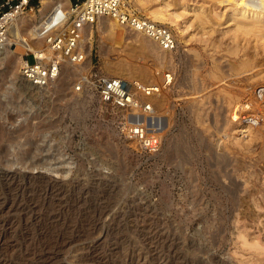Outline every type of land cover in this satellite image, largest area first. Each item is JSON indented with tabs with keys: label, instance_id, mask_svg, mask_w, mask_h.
I'll return each mask as SVG.
<instances>
[{
	"label": "rangeland",
	"instance_id": "obj_1",
	"mask_svg": "<svg viewBox=\"0 0 264 264\" xmlns=\"http://www.w3.org/2000/svg\"><path fill=\"white\" fill-rule=\"evenodd\" d=\"M126 6L167 15L172 64L100 19L83 29L87 72L61 67L49 88L26 85L18 60L11 71L0 54V264H264V121L247 132L223 99L239 82L247 102L264 84V31L241 33L230 7L208 0ZM247 56L256 67L239 74ZM126 64L157 68L151 83L173 76L154 151L121 137V113L81 84Z\"/></svg>",
	"mask_w": 264,
	"mask_h": 264
},
{
	"label": "built area",
	"instance_id": "obj_2",
	"mask_svg": "<svg viewBox=\"0 0 264 264\" xmlns=\"http://www.w3.org/2000/svg\"><path fill=\"white\" fill-rule=\"evenodd\" d=\"M45 0H0V49L6 44L9 29L13 22L28 12L42 8L38 5ZM69 1L70 7L63 6ZM119 0H57L56 6L49 17H58L60 22L67 24V31L51 34L46 39L47 49L43 53L30 52L33 62L26 60L21 68V78L31 88L46 89L55 82L59 76L61 66L65 60L79 63L84 60L80 49L81 30L85 24L94 18L111 15L122 24L130 20L126 13H120ZM37 7V9H36ZM134 17L131 23L141 28L147 35L163 45L166 50L175 47V38L165 25ZM141 18V19H140ZM142 20V21H140ZM167 73L160 83L145 84L137 80H127L118 77L99 76L94 79L83 77V84L92 87L100 101L118 110L121 117L117 122V133L127 139L136 140L141 150L154 151L161 144V135L154 132L158 121L157 113L148 98L159 95L171 86L173 76ZM78 90L81 87L77 88ZM250 109V104L243 101L239 104V113L243 120H247L244 112ZM128 117H138L140 122L136 125L128 123ZM245 122V121H244Z\"/></svg>",
	"mask_w": 264,
	"mask_h": 264
},
{
	"label": "bare ground",
	"instance_id": "obj_3",
	"mask_svg": "<svg viewBox=\"0 0 264 264\" xmlns=\"http://www.w3.org/2000/svg\"><path fill=\"white\" fill-rule=\"evenodd\" d=\"M208 1L213 4H219V5L224 4L225 6H229L230 7L229 8L230 9L229 10L230 19H232L235 22L237 26V30L240 31L241 33H244V34H250V33L256 34L257 33L260 36L263 35L264 25L261 24L260 21L264 19V0H208ZM56 4H57V0H45L43 1L44 10H40L39 19L34 14H32L30 18L22 16V17L17 18L13 22V24L11 25L9 29V36H8L7 42L2 47V49H0L1 55L5 53V56L2 58V60H4L8 64V67L11 69V71L15 70V67H16L15 60L16 61L18 60L20 64L19 69H20V75H21L22 65L26 62L25 55H28L30 52H33L35 54L43 53L44 50L47 49L46 39L48 36L56 32H59V31H67L68 29L67 24H65L64 22H60L57 16L51 17V18L49 17L50 12L53 10ZM62 5L68 8L70 7V2L65 1L63 2ZM117 6H118L120 13L121 12L126 13L130 16V20L126 24H122L120 21H118L117 18L111 15L99 16L97 18L92 19L91 21H89L87 24L83 26L81 30V37L83 38V29H85L86 31L91 29L93 26H95L96 21L100 19L99 20L100 24L98 25V27L107 31L109 35L117 38V37H121L126 32V37H127L126 39H129V41L133 45H135L137 48L150 53L153 57L157 59H161L167 62L168 64H172L173 57L171 58L169 55L163 53V51L166 50L163 48V45H161L160 42L156 41L154 38H151L149 35H147L146 32H144L141 28L136 27L131 23L134 17L139 19L138 17H141V16L137 13H134L133 10H130L129 7L126 6V0H119V4ZM143 19L151 20L152 22L165 25L166 21L168 20V17L161 11L149 10L147 11V17ZM248 19L256 23L250 24L247 21ZM251 25L253 28L251 27ZM82 38H81V41H82ZM81 41H80V49L83 51L84 60L79 63H72L68 60H65L61 67H65V71L67 75L75 74L77 72L85 73L87 72L86 69L90 67V62L88 59H86V53H85V50L83 49V46L81 45ZM45 44L46 46L41 47L42 45H45ZM18 45H21L22 47H24V49L20 48ZM13 46L14 48L10 50L11 49L10 47H13ZM22 50L23 51L25 50V53L22 52ZM253 62L254 61L252 59V56H247L246 58L241 59L239 61V65L242 67V70L241 72H238V73L245 74L255 69L256 66H252ZM126 67L127 68L125 69H121V68L117 69V67L116 69L107 68L108 74H112L118 78L125 77V78H128L129 80H138L142 82L145 81L146 82L145 84L151 83V81H154L160 75V73L157 74V68L154 69L153 67H146L143 65H136V64H130V65L126 64ZM255 74H258V72H256ZM60 75L61 73H59L58 78L60 77ZM223 81L221 80V83L219 84V86L223 85L224 83ZM55 82H53L52 84H54ZM239 84L240 83L238 82L235 85V87H233L234 89H232V90H235V89L237 90L236 94L233 95L230 92H228L223 96V99L227 107L226 112L227 111L228 113L230 112L228 115L230 118L228 117V120H232L233 122L232 121L230 122H232L233 124H236L239 122L246 123L247 124V125L245 124L246 129L249 127L247 129V132H248V131H251L250 130L251 127L259 126L261 124V121L262 122L264 121V114H263L264 113V84L259 83V85L255 87V89L253 88L255 92L253 96L249 99V101L247 100V102L250 104V109L244 112L246 114L247 120L242 119L241 117L242 113H239V110H238L239 104H241L243 100H241L240 102L239 98L237 97V94L243 92V88H244L243 85L241 87ZM230 87L232 88V86ZM167 89L168 88L163 90L162 91L163 93L161 92V94L159 95H155V96L148 98V100L153 104L155 111L159 108H163L168 105L169 101H167L164 95ZM244 91H245V88H244ZM201 97H199V99ZM156 115L158 117V115L160 114L157 113ZM164 115H162V117ZM127 121L131 125H136L140 122L138 117H128ZM158 123H159V118H158L156 125ZM163 127L164 129H166L165 124ZM245 127L240 132L244 133L246 131V130L243 131ZM153 131L156 133H159L160 135H161V132H163L162 130L161 132L158 131L156 128ZM133 142L135 143L138 149H141L136 140H133Z\"/></svg>",
	"mask_w": 264,
	"mask_h": 264
},
{
	"label": "trees",
	"instance_id": "obj_4",
	"mask_svg": "<svg viewBox=\"0 0 264 264\" xmlns=\"http://www.w3.org/2000/svg\"><path fill=\"white\" fill-rule=\"evenodd\" d=\"M74 1H76V0H74Z\"/></svg>",
	"mask_w": 264,
	"mask_h": 264
}]
</instances>
